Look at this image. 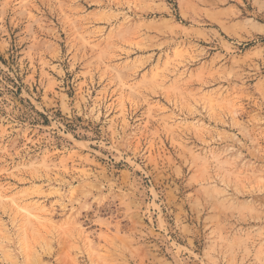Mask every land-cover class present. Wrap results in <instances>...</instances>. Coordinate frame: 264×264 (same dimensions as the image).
I'll return each mask as SVG.
<instances>
[{
    "label": "rangeland",
    "instance_id": "374dc122",
    "mask_svg": "<svg viewBox=\"0 0 264 264\" xmlns=\"http://www.w3.org/2000/svg\"><path fill=\"white\" fill-rule=\"evenodd\" d=\"M0 264H264V0H0Z\"/></svg>",
    "mask_w": 264,
    "mask_h": 264
}]
</instances>
